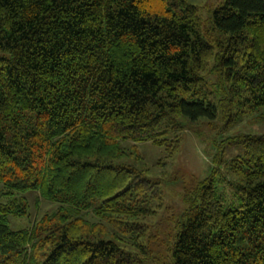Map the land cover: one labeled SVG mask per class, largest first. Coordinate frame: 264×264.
Returning <instances> with one entry per match:
<instances>
[{
	"label": "trees",
	"instance_id": "1",
	"mask_svg": "<svg viewBox=\"0 0 264 264\" xmlns=\"http://www.w3.org/2000/svg\"><path fill=\"white\" fill-rule=\"evenodd\" d=\"M208 12L190 0H0V264H264V133L241 134L240 154L186 183L176 231L146 222L163 191L139 143L171 157L185 121L264 124V0ZM29 191L58 206L12 230L9 217L29 215L13 193Z\"/></svg>",
	"mask_w": 264,
	"mask_h": 264
},
{
	"label": "rangeland",
	"instance_id": "2",
	"mask_svg": "<svg viewBox=\"0 0 264 264\" xmlns=\"http://www.w3.org/2000/svg\"><path fill=\"white\" fill-rule=\"evenodd\" d=\"M190 1L200 8L203 18H208V9L223 0ZM3 54L0 52V56ZM247 133H264L263 121L247 116L238 123L226 125V117L219 112L212 120L200 118L197 121H185V128L179 133L178 150L171 157H166L165 148L161 145L139 143L147 176L162 182L163 205L156 214L146 219L150 230L159 231L163 237L165 233L176 231L178 215L185 208L183 192L186 183L191 178L204 179L212 174L213 169L218 170V166L222 164L217 162L218 154L223 160L240 154L242 145L238 137ZM215 175L218 178L221 176L218 171ZM216 184L226 203L237 206L239 200L235 198L234 186H229L224 180L217 181ZM2 191L3 185L0 183V201L7 202L9 196L1 195ZM13 197H25L28 200L29 215L22 218L9 217L8 225L12 230L28 227L36 216L58 206L55 202L41 199L36 191L14 192Z\"/></svg>",
	"mask_w": 264,
	"mask_h": 264
}]
</instances>
